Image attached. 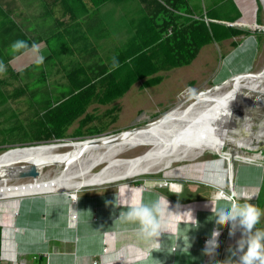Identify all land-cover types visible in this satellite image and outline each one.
<instances>
[{
  "label": "rangeland",
  "instance_id": "1",
  "mask_svg": "<svg viewBox=\"0 0 264 264\" xmlns=\"http://www.w3.org/2000/svg\"><path fill=\"white\" fill-rule=\"evenodd\" d=\"M138 1L139 0H113V2L108 3L96 13L97 16L100 15L102 11H104L106 20L109 22L108 30L110 28L116 29L111 34L109 32L106 33V26L105 28L101 29L96 27L99 22L98 18L92 17L88 19L84 16L81 21V26L83 32L88 38V42L92 44L91 47L88 48V46H82V43L77 42L73 45H68L71 48V51L62 50L57 57H51L50 59H48L47 57L49 55V51L47 46L44 45V43L42 42V38H45L50 35L49 33L53 29H55L56 23L53 16L45 15L43 13L44 10L41 5L42 2L38 0H16L15 4H12L11 1H7L6 4L0 3V7L4 5V13L6 14L7 12H9L6 14V16H8L9 18V21L7 20L8 23H10L11 20L16 22L19 26L18 29L24 34L22 36L21 41L25 43L28 40H32V42L34 43H31V46L29 45V49H26L25 47L19 49L17 48V44L20 41L18 29H10V32L6 30L10 27L16 28V26H12L11 23H7L0 28V47H2L4 41L8 42V46L4 45L2 51L5 53H12L16 50L14 53L8 55V64L17 73V76L13 77L9 73L1 69L0 79L6 78L9 80L14 78H21L28 80L39 78H61L64 77L63 68L71 65V63L69 62L72 61H80V64H89L88 62H90V64L91 62L95 64H106L107 61L105 58L110 55L109 53L113 52V47L116 45H120L126 39L124 38L126 37V35L120 29H126L127 34L134 31L135 27L131 25L130 21L132 20L135 23L137 17H140V13L142 12L141 9H139L136 5V2ZM187 1L189 4L190 11H192L194 14H199L204 11L205 8L217 5L223 0ZM233 1L241 13V9L238 4L235 0ZM165 6L169 7L168 5ZM184 10L185 9L181 7L178 11L180 13H184ZM119 15L120 18L119 20H117ZM114 17L115 20L113 21ZM78 18H80V16H78ZM239 20H237V22ZM0 21H5L4 15H0ZM256 21L260 22V25L264 27V14L262 8L259 9L257 12ZM104 25H106V23H104ZM98 31L106 33L107 36H105V38H96L95 36ZM37 34H40L42 38L38 42H35L34 37ZM248 37H252L254 43L249 46L248 50L244 52L241 57L235 56L232 60H230V63L227 65V69L222 74V76H227L231 72L240 71L244 68L245 64H249V67L252 72H256L261 69L264 63V30H262V33H257L255 36L253 34L249 36H241L243 40L247 39ZM231 41L232 40L230 39L224 41L223 43H210L204 48H200L194 59L191 61V64L188 65V67L182 65L177 66V68H174L172 70H168L167 72H163L162 81L154 87H148H153L152 89H141L139 87L140 82H137L134 85L132 84L130 88L125 92L126 94L116 101V103H118L123 108V112L121 114L118 125H141L153 121L159 118L167 111H169L171 108L175 107L184 99V97L186 98L191 96H197L201 93L206 92L207 90H211V88L215 86L214 84L216 83L217 77L220 76V73L222 71L221 69L224 66V58L231 56V54L235 50L234 47L230 44ZM199 61L202 63H200ZM244 79L246 78H242L241 81ZM13 85L18 84L16 81H13L12 86ZM2 88L10 89L11 86L5 85L2 86ZM37 93H42V91L37 90ZM128 102H132L133 104H129ZM248 106L249 105H247L246 107H239V109L253 112V110H250L254 108L253 105H251V107ZM256 106H259V108L257 109V111L260 112L259 115L262 114L261 116H263L264 102L261 105L256 104ZM137 109H141L142 113H137ZM252 116H254L255 118L256 114H252ZM249 124L255 125L256 123L254 120H252ZM125 129L127 128H123L120 130ZM12 151L13 150L0 155V158L6 157ZM223 154V148L212 149L204 152V154L198 157L195 161L190 162L184 160L174 162L170 168L159 173L145 174L143 176L135 177L134 179L130 180L109 183L99 186L83 187L78 189V191H76L78 199H82V201H85L84 199L86 198H93L94 201H92L91 199L89 202L92 201L97 203V201L100 200L99 203H103L104 205H109V203H111V205L115 208L113 216L111 217L109 215V217H103L104 219L97 216L98 205L95 206L94 204L93 206H91L92 210H90L91 208L89 206L86 208L87 211H92L93 217L91 220L95 224H99L97 226L99 229L102 228L100 230V233H103V240H108L110 237L112 239L113 246L107 247V245L103 241L100 248L101 250L106 249L103 253L102 251L96 253H87V251L93 249L94 246L88 247L89 245L83 241V254L81 258L82 264H92L95 259L100 261L101 264H131L132 261H135V264H145L141 262L143 261L142 258L146 257L142 253L141 257H135V254H137L139 250H143V247L145 245L143 246L142 244H144L145 241L140 237H136L131 234V229L135 226V224L138 228L139 222L137 221V223H135L133 222V220H131L129 228L122 232L124 228V223L123 228H121V224H118L116 220V218L118 219L121 217L120 214L124 213V211L121 212L119 210L117 203L118 198H121V201L123 202L121 203L122 205L126 204L125 207L127 209L129 208V206L136 207L141 202L148 204L156 201V199H154L150 192L155 195H160L162 197L166 196L167 200L177 204L214 200L216 201V203L213 205L214 209L228 206L229 202L232 201V199H230L231 196L233 197V200L236 203L245 204L252 202V205H254L253 203L258 194L259 187L258 189L254 188L255 184H252L253 189L251 188V186L249 188V185L246 182L251 181V179L249 178V176L251 177L250 172L256 166H258V168L260 169L257 171V175L259 173V180L261 182V176L263 175L264 171L262 163L263 160H259L261 154H258L257 152L255 154L245 153V151L239 150L234 153L235 155H226L225 162L223 160ZM17 165H26L27 168H29L32 163L26 161H19L15 162L14 164V166ZM223 166H229L230 169L233 170V180H231L230 176H228L227 178H224V175L222 176ZM243 166H246L248 168H245ZM104 167L105 165H99L92 167V170L94 173H96ZM21 168L23 167H12L11 171L8 172V175L17 173L18 170ZM35 174L36 172L23 174L18 178V180L22 182L28 181L32 179ZM237 176H240L239 180H237ZM6 178L8 179H1V182L9 183L14 181L13 179H15L13 177L11 179L9 178V176ZM232 181L234 188L229 186V182L231 183ZM128 184L131 187H137L138 185H142L143 190L137 192L126 189V191H122L120 193L121 196L118 195L117 198L119 186ZM64 192L65 191H58L50 195L41 194L43 196L40 197L42 198V200H46L45 203L47 206L44 204L36 206L34 204L30 205L29 207L30 209L35 208L32 210L36 212H45V214L40 217L46 218V222L50 223L49 227L46 228L48 229V231L54 228H58L56 227V225H54L56 222H65L68 228L77 227L78 215L76 219L77 221L73 222L70 217V212L76 209V203L78 202H75L72 208L69 205L70 201L64 195ZM110 195H115V198H107ZM6 198L0 199V209L2 211L5 210V208L3 207L4 205L10 204L13 206V202L15 203L14 200H8ZM261 202V210H264V193H262L261 195ZM81 203L83 204V202ZM131 204L136 205L133 206ZM161 205H163V203H161ZM8 209L13 214L14 211L16 213V209L18 208L9 207ZM169 210L172 211L168 213V215H170L173 220V225L171 227H176L177 223V226H179L180 224V228L184 229L181 222L192 223L195 225L197 224L195 219H199L201 221L203 218L207 219L209 225H207V228L205 230L201 229L200 227H195L196 225L193 227V231L192 228L188 231L184 230L186 232L183 235H178V242L180 244H183V247L179 248L176 253H174V251H164L163 255H158V259L160 257V259L165 257L167 261H171L170 264H203L202 261H207L211 259H214L216 261H224L225 259L229 258V256L231 255L229 249L235 248L236 239L240 236L241 233L239 230H237L235 235L232 237H230L228 234L227 236L229 239V243H226L225 241L228 223L215 222L216 220L212 219V217L215 215V212H212V208L203 214L200 213L196 215L197 217H195L194 213L176 212L170 209V207ZM6 218L7 219L4 220L11 222V218ZM33 219L35 220L34 217H31L30 220ZM106 220L107 222H104ZM165 220H167V217L164 219V221ZM172 220H170V223ZM106 223L113 225V227L109 226V228H103ZM260 223L262 228L264 229V215L261 216ZM83 224L84 231H82L83 233L81 236L85 237L92 234L90 231L87 230L88 227H90L89 224ZM213 226L218 227L221 230L218 250L214 254L208 250H199V248H202L200 247V245L203 246L204 241L208 237L211 231L210 229ZM122 233L124 234V236H132L131 240H136L137 243L135 244L139 245L141 248L139 247L140 249H138V247L130 245L131 242L126 241L127 239L122 236ZM163 234H165V232ZM164 236L167 237V235ZM148 241L151 242L150 239ZM168 241L167 243H165L166 246H170V244L173 243L172 239H168ZM127 246H132V248L134 247L136 250H130ZM166 246H164V249ZM74 247V245H69L68 248L70 250L67 251L73 256L75 253ZM151 256L153 255L151 254ZM136 258H140V260H137ZM232 259L235 260L237 259V257L234 256L232 257ZM65 262L66 264H68L69 260H65ZM153 264H156V262ZM207 264H214V262L208 261Z\"/></svg>",
  "mask_w": 264,
  "mask_h": 264
},
{
  "label": "bare ground",
  "instance_id": "2",
  "mask_svg": "<svg viewBox=\"0 0 264 264\" xmlns=\"http://www.w3.org/2000/svg\"><path fill=\"white\" fill-rule=\"evenodd\" d=\"M235 1L242 10L238 25L243 28L249 29L256 23L259 9L262 8L264 14V0ZM252 43H254L252 37L244 39L238 49L225 58L220 76L217 77L215 86L211 90L197 96L184 97L175 107L141 128L107 138L72 140L73 143L69 146L60 144L13 150L6 157L0 158V198L12 197L11 199L15 201L13 206L19 209L22 206L18 204L16 197L26 196L27 193L32 192L53 194L55 192L46 191L59 188L72 189L73 194L67 199L75 203L78 202V197L74 191L83 187L121 182L145 174L159 173L170 168L174 162L195 161L204 152L212 149H224V162L226 155H235L234 153L239 150L250 151L251 149L248 148L264 142V130L259 132L260 135L250 134L247 130L242 134L237 126L231 125V121L239 115L235 112V108L243 107L240 104L242 101L254 102L253 104L257 103V105L264 102V63L256 72H252L249 64H245L240 71L231 72L227 76L222 74L226 71L230 60L235 56L241 57ZM242 78L246 79L241 81ZM237 133L242 135V139ZM19 161L31 162L32 165L28 170L21 168L17 173L8 175L15 162ZM99 165L105 167L94 173L92 167ZM258 170H260L258 166L251 170V177L249 176L251 181L246 182L249 188L251 186L253 189L252 184H255L254 188L258 189L260 185ZM30 172H36L32 179L23 182L18 180L21 175ZM223 175L224 178L230 176L231 180L234 179L233 170L229 166H223ZM8 176L11 179L15 178L14 181L1 182V179H8L6 178ZM239 178L240 176H237V180ZM229 186L234 188L233 181L229 182ZM123 189L141 191L143 186L121 185L120 190ZM232 203L233 201H230L228 206ZM73 217L76 218L77 215ZM228 230L229 224L226 243H229ZM104 250L106 249L101 250L102 253ZM201 250L205 251L203 246Z\"/></svg>",
  "mask_w": 264,
  "mask_h": 264
},
{
  "label": "trees",
  "instance_id": "3",
  "mask_svg": "<svg viewBox=\"0 0 264 264\" xmlns=\"http://www.w3.org/2000/svg\"><path fill=\"white\" fill-rule=\"evenodd\" d=\"M89 1L94 9H100V7L112 0ZM163 1L169 6L168 8L157 0H154L155 3L160 5L161 12H157L156 15L142 14L140 17H137L135 23L131 21V25L135 27L134 31L129 33V36L123 43L114 46L113 52L109 53L110 55L105 58L107 63L110 64L108 67H113L117 70L116 74L112 75L113 83L106 87L103 95L104 99H100V101L106 102L122 96L139 79H144V85L161 81L163 76L157 75L151 77L150 75L158 70L167 71L173 67L190 64L198 50L208 43H219L223 40L231 39V46L236 48L243 40L240 36H249L251 34L255 36L257 33H262V30L256 26L260 25L258 21H256L250 30H243L233 24L241 16L240 10L233 0H223L217 5L205 8L199 14H194L190 11L187 0ZM41 2L45 8L44 12L46 15H53V9L59 5L63 9V16H67L65 18L53 15L56 26L49 33L50 35L42 38L40 34H37L34 37L35 42H38L41 38L43 39L42 41L49 51L48 59L57 57L62 50L71 51L68 45H73L77 42L82 43V46L91 47L92 44L88 42L86 34L81 33L75 36V27L77 25L75 24V19L78 18V12H76L78 2H80L82 9L79 13H88L86 6L81 3V0H41ZM181 7L185 9L184 13L178 11ZM0 15H4L5 17V21H0L1 28L8 23L9 18L1 8ZM10 23L12 26H16V28L10 27L6 29L9 32L10 29L16 30L19 28L18 24L13 20ZM18 31V35L20 36L19 42H22L21 39L24 34L19 29ZM106 33L98 31L95 37L105 38L107 36ZM31 43H33L32 40H28L23 44H17V48L25 47L28 49L29 45H32ZM4 45L8 46V42L4 41L2 47H0V70L2 69L15 77L17 73L8 64V55L14 53L16 50L12 53H5L2 51ZM69 63L71 65L63 68L64 77L69 78H91L93 74L95 76L94 69L102 67L92 62V65L90 62H88L89 64L84 63L80 65V61ZM5 81L6 78H1L0 84ZM2 93L4 91L0 89V94ZM78 103V96H74L73 100L70 103H66L63 108L75 110L79 105ZM58 119H62V117ZM64 124L65 119L63 123L57 120L54 124V132L46 133L43 138L63 136ZM261 154L263 156L262 163L264 169V150ZM258 190L256 207L261 209V195L264 193V171ZM255 227L263 229L260 222Z\"/></svg>",
  "mask_w": 264,
  "mask_h": 264
},
{
  "label": "flooded vegetation",
  "instance_id": "4",
  "mask_svg": "<svg viewBox=\"0 0 264 264\" xmlns=\"http://www.w3.org/2000/svg\"><path fill=\"white\" fill-rule=\"evenodd\" d=\"M97 65L102 67L95 68V76L93 74L91 78H14L1 83L0 89L4 93L0 94V151L56 139L72 141L90 136L88 134L111 133L138 125H118L123 108L116 101L126 93L106 102L100 101L104 99L106 87L113 83L112 75L116 74L117 69L108 67L109 63ZM162 71L158 70L150 76H162ZM13 81L18 85L12 86ZM137 82H140L139 87L145 90L152 89L159 83L144 85V79H139L134 84ZM5 85L11 88H2ZM151 86L153 87L148 88ZM19 90L21 92H17ZM37 90L42 93H37ZM74 96L79 99L77 109H64L63 106L70 103ZM137 113H142V110L137 109ZM59 117L62 119H58ZM64 119L63 136L43 138L46 133L54 132L57 120L63 123Z\"/></svg>",
  "mask_w": 264,
  "mask_h": 264
},
{
  "label": "crops",
  "instance_id": "5",
  "mask_svg": "<svg viewBox=\"0 0 264 264\" xmlns=\"http://www.w3.org/2000/svg\"><path fill=\"white\" fill-rule=\"evenodd\" d=\"M7 1H11L12 4H15L16 0H0V3L6 4ZM38 1H41V0H38ZM110 2H113V0ZM110 2H108V3H110ZM159 2L162 5L165 4V2L163 0H160ZM81 3L86 6L88 13H79V11L81 12L82 9L80 7V2H78V4H77L78 9H76V12H78V16H80V18L75 19L76 20L75 24H77L75 27V36H78L81 33L85 34L83 32L82 26H81V21H82V18L84 16L87 17L88 19L92 18V17L98 18L99 22H98L96 27L101 29V28H105V26H106L105 30H107L110 34L114 30H116L114 28H110L108 30L109 22L106 20V16H105L104 11H102L100 13V15L96 16V13L102 7L107 5L108 3H106L105 5L100 7V9H94L89 0H81ZM41 5L43 7V4H41ZM136 5L142 11L140 13V15H142V14L156 15L157 12L158 13L161 12L160 5L155 3L153 0H139L138 2H136ZM0 8H1V10H3L4 5H2ZM43 10L45 11L44 7H43ZM44 11H43V13L45 14ZM53 11H54V13H53L54 16L67 18V16H63V9L59 5L56 6L53 9ZM7 13H9V12H7ZM241 13H242V10H241ZM53 15H50V16H53ZM241 17H239V18L241 19ZM119 18H120V15H119L117 20H119ZM114 20H115V17L113 18V21ZM125 22H128V21H125ZM238 22H237V24H238ZM104 23H106V25H104ZM240 27L243 28L242 26H240ZM243 29H246V28H243ZM120 30H122V32L126 35V37H124V38H127L129 36V34L126 33V31H127L126 29H120ZM224 41H226V40H223L221 43H223ZM243 41H242V43H243ZM242 43H240L238 46H240ZM209 44L210 43H208L202 47L204 48L205 46H207ZM235 51H236V49L234 50V52ZM224 60H225V58H224ZM200 63H202V62H200ZM190 64H188V65H190ZM188 65H185V66L188 67ZM174 68H177V67H173L170 70H172ZM162 74H163V71H162ZM223 160H224V158H223ZM260 184H261V182H260ZM128 190H132V189H128ZM122 191L124 192V191H126V189H123ZM122 191L120 190V192H119V194H117V196L118 195L121 196L120 193ZM132 191H135V190H132ZM137 192H139V190H137ZM150 193H151V195L154 196L155 199H156V197L159 199L162 197L160 195H155L152 192H150ZM41 194H47V193H41ZM41 194H35L34 196L26 195V196L16 197L18 204H20L22 206L21 208H19L20 210L16 211V213H14L15 212L14 211L12 214V212L9 211L8 208L12 207L9 205L3 206L5 208V210H3V211L0 209V264H66L65 260H69L68 264H82L81 258H82V254H83V252H82L83 241L89 245V246L87 245L88 247L94 246V248L90 249V251H87V253H90V252L96 253V252L101 251L100 248H101V245L103 243V239H102L103 233H100V230L102 228L99 229L97 227L99 224L98 223L95 224L91 220L93 217L92 211L89 212L86 210V208L88 206L91 208V206H93L94 204H95V206L98 205L97 206V208H98L97 216L98 217H101V218L109 217V215L112 217L115 208L111 205V203H109V205H104L103 203H99L100 200H98L97 203L92 202V201H94L93 198H89V199L86 198V199H84L85 201H82V199H77L78 203H76V209H74L73 211L70 212V217L73 220V222H76L78 220L77 227L68 228L66 226L65 222H56L54 225H56V227H58V228H54V229H51L48 231V229H46V228L49 227L50 223L46 222V218L40 217V216H43L45 214V212H41V211L36 212V211L32 210L35 208H32V209L29 208L30 205H34V203L36 206H40V204L46 205V203H45L46 200H42V198L40 197V196H43ZM48 195H50V194H48ZM11 198L12 197H9L6 199L9 200ZM107 198H115V195H110ZM0 199H2V198H0ZM91 199H92V201L89 202ZM81 202H83V204ZM160 202L163 203V200L161 199ZM168 202H169V200H168ZM215 203H216V201H214V200L205 201V202H191L188 204H177V203L169 202V207H170V209H172L176 212L194 213L195 217H197L196 216L197 214L205 213V212L209 211ZM74 204L75 203L69 202V205L71 207ZM99 205H100V208H99ZM24 206H25V208H24ZM26 208H28V209H26ZM90 210H92V208ZM5 212H7V213H5ZM36 214H38V215H36ZM75 214L78 215V219H77V217L76 218L73 217V215H75ZM6 217L11 218V220H10L11 222L4 220V219H7ZM31 217H34L35 220L34 219L30 220ZM118 219L116 218V220H118ZM104 222H107V220ZM83 223H88L90 226V227H88L87 230L90 231L92 234H90L89 236H85V237L81 236L83 233L82 231H84V224ZM196 223H197V221H196ZM195 225L197 226L198 223ZM109 226L113 227V225L106 223L103 228H109ZM210 230H212V228ZM122 236L125 237L127 239L126 241H128V242L132 238V236H130V235L124 236L123 233H122ZM49 239H52V240H49ZM88 241H91V242H88ZM131 241L136 242V240H134V239ZM104 242L107 245V247L113 246V242H112V239L110 237L108 240L104 239ZM69 245H74L76 247V248L74 247V251H75L74 256L67 252L68 250H70L68 248ZM127 247L130 250L131 249H133L134 251L136 250L135 248H132V246H127ZM200 247H202V246L200 245ZM159 248L160 247L156 248V250L154 252H152V254L156 255L157 253H163V250L158 251ZM171 249H172V251L175 250L176 249L175 245L170 244L169 251H171ZM201 249L202 248H199V250H201ZM177 251H178V249H177ZM174 253H176V252L174 251ZM143 255L147 256L145 254H143ZM135 257H141V251L140 250L137 254H135ZM142 263H144V262H142Z\"/></svg>",
  "mask_w": 264,
  "mask_h": 264
},
{
  "label": "clouds",
  "instance_id": "6",
  "mask_svg": "<svg viewBox=\"0 0 264 264\" xmlns=\"http://www.w3.org/2000/svg\"><path fill=\"white\" fill-rule=\"evenodd\" d=\"M22 43L18 42V44ZM161 199L163 205H161ZM169 212H172L169 210V202L167 197L163 196L152 203L141 202L138 206L128 209L122 216L125 219L138 221V231L144 236L154 238L160 245L158 251H162L165 249L157 238L163 232H167V229L161 227V222ZM212 212H215L212 219H215L217 223L227 222L229 224L228 234L230 237L234 236L237 230L241 234L236 239L235 248L229 249L231 253L229 258L224 261L214 259L202 261L203 264H207L208 261H213L214 264H264V229L255 227L260 222L261 216L264 215V210L251 203H232L230 206L222 208L214 209L212 207ZM220 235L221 230L214 227L204 241V249L214 254L218 250ZM234 256L237 259H232Z\"/></svg>",
  "mask_w": 264,
  "mask_h": 264
},
{
  "label": "water",
  "instance_id": "7",
  "mask_svg": "<svg viewBox=\"0 0 264 264\" xmlns=\"http://www.w3.org/2000/svg\"><path fill=\"white\" fill-rule=\"evenodd\" d=\"M239 20V19H238ZM236 27H239V28H241L238 24H237V20L233 23ZM257 27H259V29L260 30H264V27L263 26H261V25H256ZM241 29H243V28H241ZM244 30V29H243ZM242 43V42H241ZM239 47V46H238ZM238 47H236L235 49H237ZM238 97H239V95H238ZM240 100H241V98H240ZM254 103V102H253ZM253 103H249V102H246V101H242L240 104L242 105V106H247V105H249L250 107H251V105H253V109H250V110H253V112H252V114H256V116H255V118H254V116H252V114L251 113H249L250 111H248V110H243V109H238V108H235V112L237 113V114H239L238 116H236V117H234L235 118V120L233 119L232 121H231V125L232 126H237L239 129H240V131L242 132V134H244L243 132L244 131H248V132H250V134L251 133H254L253 135H257V134H259V132L262 130H264V116H261V115H259V112L257 111V109L259 108V106H256V104L257 103H255V104H253ZM248 106V107H249ZM264 115V114H263ZM258 116H261V117H258ZM252 120H254L255 121V123L257 124V125H251V124H249V122L250 121H252ZM147 123H149V122H147ZM147 123H145V124H141V125H137V126H133V127H131V128H127V129H125V130H120V131H116V132H111V133H107V134H97V135H92V136H85V137H79V138H76L75 140L76 141H84V140H92V139H96V138H101V137H105V138H107V137H110V136H113V135H118V134H121V133H123V132H131V131H134L135 129H137V128H141V127H143L144 125H146ZM246 123H247V127H246ZM250 126V127H249ZM246 128V129H245ZM237 135H238V137H240V139H242L241 138V134L240 133H237ZM240 135V136H239ZM260 135V134H259ZM73 142L72 141H63V140H51V141H45V142H39V143H33V144H28V145H21V146H14V147H10V148H8V149H5L4 151H2V152H0V155H2V154H4V153H6V152H9V151H11V150H22V149H25V148H34V147H40V146H51V145H62V146H69L70 144H72ZM261 144H259V145H257V146H255V147H250V148H248V149H251L250 151H245V153H258V154H261L262 153V151L264 150V142H260ZM263 160V156H262V154H261V157L259 158V160ZM14 167H23L24 168V170H28V168H27V166L26 165H17V166H14ZM120 187L121 186H119V189H120ZM118 189V193L117 194H119V192H120V190ZM66 189H62V190H60L59 188L58 189H55L54 191L53 190H48V191H46V192H48V193H50V192H57V191H65ZM71 192H73V190L71 189H69V190H66L65 192H64V195L66 196V197H69V195H72V193ZM38 192H32V193H27V195H32V196H34L35 194H37ZM74 194H76V191H74ZM117 198H118V196H117ZM230 199H232V201H233V203H235V201L233 200V197L231 196L230 197ZM169 202H171V201H169ZM14 203V202H13ZM117 203H118V207H119V210L122 212V211H124V212H126L129 208H132V206H129V208L127 209L125 206H126V204L125 205H122L121 203H123L122 201H121V198H118V200H117ZM172 203V202H171ZM186 204H188V203H186ZM131 205H136V204H131ZM4 206H8V204H6V205H4ZM9 206H11L10 204H9ZM254 206H256V199L254 200ZM200 214V213H199ZM203 214V213H202ZM198 215V214H197ZM205 215V214H204ZM120 218L117 220V222H118V224H121L120 226H121V228H123V223H124V228H123V230H122V232L123 231H125L126 229H128L129 228V226H130V221L131 220H129V219H125V218H122L123 216H122V214H120ZM167 220H163L162 222H161V227L162 228H164V229H167V228H169V229H167V232H165V234H161V236L160 237H158L157 239L160 241V242H162V244H163V247L164 246H166L165 245V243H167V241H168V239H172L173 240V243H171V244H173V245H175V247L177 248V249H179V248H181V247H183V244H180L179 242H178V239H179V236L178 235H183L186 231H188V230H190L191 228H192V231H193V227L195 226L194 224H192V223H183V222H181V224L183 225V228L184 229H181L180 228V224H179V226H177V223H176V227H171L172 225H173V220H172V218H171V216L170 215H168L167 214ZM195 219V218H194ZM170 220H172L171 221V223H170ZM195 221H197V223L199 224L198 226H195V227H200L201 229H206L207 228V225H209V222H207V219L206 218H203L201 221L198 219V220H195ZM133 222H135V223H137V221L136 220H133ZM216 222V221H215ZM139 226V225H138ZM139 228V227H138ZM138 228L136 227V224H135V226L131 229L132 230V232H131V234L133 235V236H136V237H140L141 239H143L145 242H144V244H142L144 247H143V250H140L141 251V253L142 254H145V255H147L145 258H142L143 259V261H141V262H144L145 264H153V263H155L156 262V264H170L171 263V261H167L166 260V258L164 257V258H162V259H158V257L160 256V255H163L164 254V251H168L169 252V249H168V247L169 246H166L165 247V250H163V253H157L156 255H153L152 254V252H154L155 250H156V248H158V247H160V245L157 243V241L154 239V238H152V237H147V236H144L142 233H140L139 231H138ZM186 228V229H185ZM184 230H186V231H184ZM193 233V232H192ZM164 235H167V237L166 236H164ZM103 239V238H102ZM151 240V242L150 241H148V240ZM104 241V240H103ZM131 243H130V245H133L134 247H138V249H140L141 247L139 246V245H137V244H135V243H137V242H133V241H131V240H129ZM169 242V241H168ZM133 247V248H134ZM140 247V248H139ZM177 249H175V250H173V251H175V252H177ZM153 255V256H151V254ZM149 254V255H148ZM159 255V256H158ZM137 260H140V258H136ZM158 261V262H157ZM131 264H135V261H132L131 262ZM182 264H184V263H182Z\"/></svg>",
  "mask_w": 264,
  "mask_h": 264
},
{
  "label": "built area",
  "instance_id": "8",
  "mask_svg": "<svg viewBox=\"0 0 264 264\" xmlns=\"http://www.w3.org/2000/svg\"><path fill=\"white\" fill-rule=\"evenodd\" d=\"M92 264H101V262L95 259Z\"/></svg>",
  "mask_w": 264,
  "mask_h": 264
}]
</instances>
